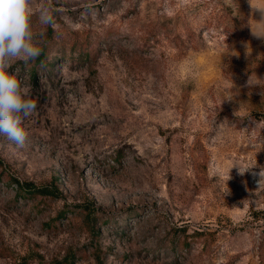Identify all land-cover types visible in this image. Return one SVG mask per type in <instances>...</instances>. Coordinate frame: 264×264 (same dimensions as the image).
Returning a JSON list of instances; mask_svg holds the SVG:
<instances>
[{
	"label": "rangeland",
	"instance_id": "374dc122",
	"mask_svg": "<svg viewBox=\"0 0 264 264\" xmlns=\"http://www.w3.org/2000/svg\"><path fill=\"white\" fill-rule=\"evenodd\" d=\"M30 5L0 264H264V0Z\"/></svg>",
	"mask_w": 264,
	"mask_h": 264
},
{
	"label": "clouds",
	"instance_id": "9594fccd",
	"mask_svg": "<svg viewBox=\"0 0 264 264\" xmlns=\"http://www.w3.org/2000/svg\"><path fill=\"white\" fill-rule=\"evenodd\" d=\"M32 15L30 0H0V134L21 146L28 135L23 121L35 111L36 100L8 69L15 60L27 62L41 54V43L31 25ZM39 19L45 25L54 22L51 10L44 6ZM245 169L238 171L243 173Z\"/></svg>",
	"mask_w": 264,
	"mask_h": 264
},
{
	"label": "trees",
	"instance_id": "16d2710c",
	"mask_svg": "<svg viewBox=\"0 0 264 264\" xmlns=\"http://www.w3.org/2000/svg\"><path fill=\"white\" fill-rule=\"evenodd\" d=\"M41 61H43V55L42 56H39L38 58H37V60H35V63L37 64V63H39V62H41ZM29 191V190H28ZM44 194L45 195H48V194H50V192L49 191H44Z\"/></svg>",
	"mask_w": 264,
	"mask_h": 264
}]
</instances>
